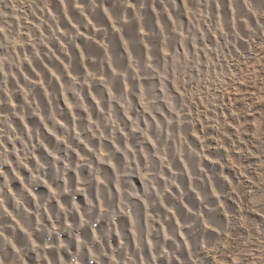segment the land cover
I'll return each mask as SVG.
<instances>
[{
	"label": "rangeland",
	"instance_id": "374dc122",
	"mask_svg": "<svg viewBox=\"0 0 264 264\" xmlns=\"http://www.w3.org/2000/svg\"><path fill=\"white\" fill-rule=\"evenodd\" d=\"M0 264H264V0H0Z\"/></svg>",
	"mask_w": 264,
	"mask_h": 264
},
{
	"label": "bare ground",
	"instance_id": "6f19581e",
	"mask_svg": "<svg viewBox=\"0 0 264 264\" xmlns=\"http://www.w3.org/2000/svg\"><path fill=\"white\" fill-rule=\"evenodd\" d=\"M42 44V43H41ZM8 45V44H7ZM196 48V47H195ZM196 50V49H195ZM180 51V50H179ZM203 51V50H202ZM186 59V58H185ZM67 100V99H66ZM129 119V118H128ZM95 128V127H94ZM45 129V128H44ZM98 129V128H97ZM108 129V128H107ZM93 130V129H92ZM31 134V133H30ZM32 139V138H31ZM80 141V140H79ZM26 154V153H25ZM23 163V162H22ZM133 166V165H132ZM2 173V172H1ZM18 179V178H17ZM136 196V195H135ZM15 222V221H14Z\"/></svg>",
	"mask_w": 264,
	"mask_h": 264
}]
</instances>
